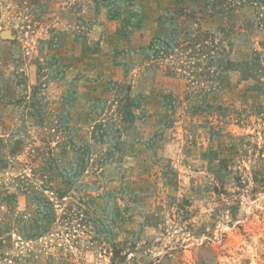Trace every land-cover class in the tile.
Listing matches in <instances>:
<instances>
[{"label":"rangeland","instance_id":"1","mask_svg":"<svg viewBox=\"0 0 264 264\" xmlns=\"http://www.w3.org/2000/svg\"><path fill=\"white\" fill-rule=\"evenodd\" d=\"M0 264H264V0H0Z\"/></svg>","mask_w":264,"mask_h":264}]
</instances>
